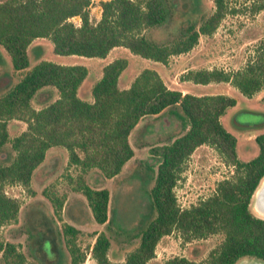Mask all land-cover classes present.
<instances>
[{
    "label": "trees",
    "instance_id": "trees-1",
    "mask_svg": "<svg viewBox=\"0 0 264 264\" xmlns=\"http://www.w3.org/2000/svg\"><path fill=\"white\" fill-rule=\"evenodd\" d=\"M212 2L211 12L200 16L197 23L180 20L174 37L159 42L145 32L168 22L170 0H99L100 15L95 22L89 19L91 0H0V45L9 54L16 76L0 91V225L13 221L19 206L17 198L5 193V184L19 183L29 189L31 174L46 149L59 145L67 152V166L79 171L73 189L84 195L91 219L107 228L108 189L101 184L89 185L80 174L90 168L97 169L101 179L117 174L133 155L128 141L131 129L145 116L158 117L174 131L164 140L144 142L148 150L145 165L153 174L146 193L153 215L135 231L122 233L138 238L122 260L108 258L109 236L104 230L94 232L90 256L97 264H143L154 256L155 244L162 235L177 231L183 241L213 233L222 237L203 260L175 255L164 264H235L242 257L264 262V217L249 208L253 190L264 175V131L253 137L256 153L239 159L236 138L220 120L226 108L235 104L233 96L196 95L170 88L149 67L140 69L128 86L119 87L118 75L127 64V59L119 56L101 67L100 76L89 88L91 99L87 100L78 94L87 74L84 65L46 59L29 65L28 61L30 41L47 37L52 51L58 54L103 57L113 46H124L134 54L166 63L170 55L189 50L199 34L214 31L227 6L226 0ZM263 7L261 1L252 9ZM72 16L79 17L77 25L70 20ZM179 77L199 83L228 81L249 97L264 84V43H258L238 68L199 67L187 69ZM40 89H54L56 96L41 101L36 108L31 101ZM11 119L23 121L25 127L9 137L7 122ZM203 143L232 166V173L217 180L211 193L181 207L175 183L192 150ZM45 195L58 212L62 198ZM77 231L69 223L57 231L69 264H78L84 257L74 242ZM57 232L52 236L56 243ZM46 234L50 235L43 232L42 248L47 246ZM0 255L3 264H33L10 241L0 240Z\"/></svg>",
    "mask_w": 264,
    "mask_h": 264
},
{
    "label": "rangeland",
    "instance_id": "rangeland-1",
    "mask_svg": "<svg viewBox=\"0 0 264 264\" xmlns=\"http://www.w3.org/2000/svg\"><path fill=\"white\" fill-rule=\"evenodd\" d=\"M170 1L172 12L168 22L145 32L147 36L159 42L174 37L180 20L197 23L200 16L208 14L213 9L212 0ZM261 1L264 2V0H226L227 11L211 34H199L197 42L187 52L168 57L166 68L163 67L167 81L170 82L171 79L172 83L178 81L177 78L181 80L179 76L186 67H188L186 69L219 67L232 70L242 66L253 54L255 46L264 43V7L256 11L252 9L253 5ZM88 10L90 21L95 22L100 15L99 0H91ZM70 20L76 25L80 22L78 16H72ZM27 56L29 65L39 59L61 64L84 65L87 75L80 89L82 96L88 95L87 89L100 76L101 67L113 57L120 56L127 59L126 66L118 75L119 87L128 86L134 75L143 67L159 68L153 65L152 59L134 54L124 46H118L103 57L54 53L52 42L47 37H35L33 43L27 47ZM0 73L2 74L1 91L16 77L13 74L10 56L2 45H0ZM215 82L210 85L199 83V89L221 91L220 93L235 98V104L226 108L220 120L225 129L236 138L237 157L246 160L257 151L254 135L264 131V93H254L247 97L228 81H221L218 84ZM47 90L37 91L31 104L38 106L43 103L41 101L55 97L54 89L49 92ZM22 123L15 119L8 121L9 137L21 131ZM173 131L170 124L164 125L158 117L145 116L139 124L138 122L135 124L128 135V141L134 149L133 155L125 161L117 174L101 179L95 168L80 174L89 185L101 184L108 189L110 222L107 228L104 224L96 223L91 219L84 195L79 190L73 189L79 171L73 166H67L66 150L61 146H53L58 148V151L50 149L46 152L43 160L31 174L29 189H25L19 183L5 184V193L17 198L19 206L13 221L0 225V240L13 242L16 248L24 253L27 262L69 264V255L63 238L57 232L64 223H69L78 229L74 235V242L84 254L83 260L78 264H97L90 256L89 250L94 232L99 230H104L109 236L108 258L112 261L122 260L125 253L132 249L138 240L137 237L124 236L122 233L135 231L153 215L152 209L148 207L146 195L152 184L153 174L145 165L148 150L144 142L164 140ZM231 173L232 166L224 163L212 146L204 143L196 146L188 156L174 186L178 204L181 207L187 206L208 195L213 191L217 180ZM261 179L253 190L249 208L251 212L264 217L257 212L254 201L255 190ZM45 193L62 198L58 212L53 210L51 201ZM55 229L58 243L53 240L54 238L52 239L53 234H56ZM44 231L50 235H45L48 242L47 246L43 245L45 247L42 248ZM221 237V233H213L206 237L183 241L177 231H171L158 239L154 247V256L143 264H164L166 259L175 255L203 260L208 250L218 243ZM251 260L259 261L253 257H242L235 264H248ZM0 264H3L1 255Z\"/></svg>",
    "mask_w": 264,
    "mask_h": 264
},
{
    "label": "crops",
    "instance_id": "crops-1",
    "mask_svg": "<svg viewBox=\"0 0 264 264\" xmlns=\"http://www.w3.org/2000/svg\"><path fill=\"white\" fill-rule=\"evenodd\" d=\"M33 40H34V38L30 41V43L27 45V47L29 46V45H31L32 43H33ZM118 46H113L112 48H110L109 50H108V52L109 51H111V50H113V49H116ZM26 51H27V49H26ZM188 51V50H187ZM187 51H185V52H187ZM107 52V53H108ZM106 53V54H107ZM105 54V55H106ZM113 58H115V57H113ZM112 58V59H113ZM40 60V59H39ZM168 60V59H167ZM38 61V60H37ZM110 61V60H109ZM36 62V61H35ZM167 63V62H166ZM33 64V63H32ZM153 65H156V66H159V68L157 69V68H154V67H149V68H153V69H155L157 72H158V74L160 75V77L162 78V80H163V82L166 84V86H168V87H170V88H176V89H179V90H181L182 92H190V93H193V94H196V95H199V94H210V93H220L221 91H214V90H209V91H202L201 89H199V82H192V81H190V80H188V79H178L177 78V80L178 81H176L175 80V82H172L171 83V79H169L170 80V82L169 81H167V79H166V77H165V75H164V70H163V67H165L166 68V65H165V63H160V62H158V61H154L153 60ZM198 67V66H197ZM186 68H188V67H186ZM186 68H184L182 71H186L187 69ZM142 69V68H141ZM87 75V74H86ZM85 79H86V77H85ZM97 79V78H96ZM95 79V80H96ZM85 81V80H84ZM84 81H83V83H84ZM212 82L213 81H210V82H207V83H200V84H207V85H210V84H212ZM219 82H221V81H216L215 83H219ZM225 82H227V81H225ZM83 85V84H82ZM82 85L79 87V89H78V94L81 96V97H83V98H85V99H87V100H90L91 99V96H90V92H89V88H90V86L88 87V95L87 96H82L81 94H80V89H81V87H82ZM196 87H198L197 89H195ZM256 93H264V84L262 85V87L258 90V91H256L255 92V94ZM254 94V93H253ZM258 95V94H257ZM56 96V95H55ZM257 97H259V96H257ZM54 98V97H53ZM34 106V105H33ZM40 105H36V106H34V107H39ZM15 120H18V119H15ZM142 120V118L138 121V124H139V122ZM21 121V120H20ZM21 122H23V121H21ZM8 123V122H7ZM24 123V122H23ZM23 123H22V125H21V129L20 130H22V129H24V127H25V123H24V126H23ZM8 125V124H7ZM7 129H8V127H7ZM53 146H55V145H53ZM53 146H49L47 149H46V151H45V154H46V152H48V151H50V149H54L55 151H58V148L56 149V148H54ZM56 146H59V145H56ZM62 147V146H61ZM64 148V147H63ZM59 149H62V148H59ZM65 149V148H64ZM133 149V148H132ZM52 151V150H51ZM62 151H63V149H62ZM133 151H134V149H133ZM45 156V155H44ZM67 158V157H66ZM96 232H98V231H96ZM95 235V234H94ZM56 262V261H55ZM55 264H57V263H55Z\"/></svg>",
    "mask_w": 264,
    "mask_h": 264
},
{
    "label": "water",
    "instance_id": "water-1",
    "mask_svg": "<svg viewBox=\"0 0 264 264\" xmlns=\"http://www.w3.org/2000/svg\"><path fill=\"white\" fill-rule=\"evenodd\" d=\"M254 201L258 209L261 211L260 213L264 214V176L262 177L260 184L255 190ZM248 264H264V262L251 260L250 262H248Z\"/></svg>",
    "mask_w": 264,
    "mask_h": 264
},
{
    "label": "bare ground",
    "instance_id": "bare-ground-1",
    "mask_svg": "<svg viewBox=\"0 0 264 264\" xmlns=\"http://www.w3.org/2000/svg\"><path fill=\"white\" fill-rule=\"evenodd\" d=\"M257 210H258V211H257L258 213H260V212H261V211L258 209V207H257ZM260 214H262V213H260ZM263 215H264V214H263Z\"/></svg>",
    "mask_w": 264,
    "mask_h": 264
}]
</instances>
